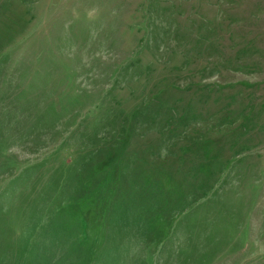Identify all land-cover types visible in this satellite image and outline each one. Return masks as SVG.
Returning <instances> with one entry per match:
<instances>
[{
	"label": "rangeland",
	"instance_id": "rangeland-1",
	"mask_svg": "<svg viewBox=\"0 0 264 264\" xmlns=\"http://www.w3.org/2000/svg\"><path fill=\"white\" fill-rule=\"evenodd\" d=\"M0 264H264V0H0Z\"/></svg>",
	"mask_w": 264,
	"mask_h": 264
}]
</instances>
